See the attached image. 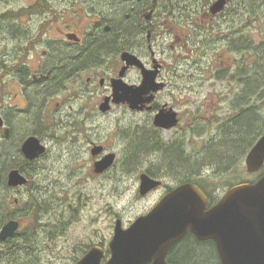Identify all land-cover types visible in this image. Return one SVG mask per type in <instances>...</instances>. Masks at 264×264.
Segmentation results:
<instances>
[{"label":"rangeland","instance_id":"obj_1","mask_svg":"<svg viewBox=\"0 0 264 264\" xmlns=\"http://www.w3.org/2000/svg\"><path fill=\"white\" fill-rule=\"evenodd\" d=\"M40 1L46 9L44 13H40L39 18L38 16L31 18L22 11L40 4ZM165 1L159 0L158 14L165 13L167 7ZM215 1L217 0H186L179 5L176 4L173 13L184 20L183 31L180 32L182 47L180 44H175V50H171L166 43L168 38L157 40L159 51L166 50L168 53L172 51V58L178 59L179 69L174 74H170L172 87L169 94L173 97L183 95L184 99H187L188 121L195 115L201 118V123L197 126L201 132L188 134V144L183 148L186 156L198 155L202 152L206 141L221 138L220 129H214L212 126L214 117L230 116L235 113L231 110L232 100H225L228 97L222 94L233 93L235 88V85L229 84V79L235 77L234 67L237 61L231 46L237 33H241L244 37L248 36L256 43L264 42V3L258 4L262 18L260 17L255 23L253 20V24H249L246 20L243 28L244 19L241 20L231 14L228 16V13H222L223 17H214L217 19L211 22L206 15L212 16L209 9ZM235 4L234 1L226 10L231 12ZM64 6L60 0H0L1 14L16 15L12 19H0V78L5 77V66L8 63L16 64L22 59L28 64H33L40 61L42 56L41 46L30 54L14 52V44L10 36L39 33L41 25L48 22L47 20H54L43 30L45 39L47 36L53 38L56 34L53 27L58 23L59 14L62 13ZM109 9L111 13L116 12L115 9L110 7ZM58 10L60 13L55 18L54 15ZM37 12L33 7L32 13ZM247 17L252 20L249 13ZM36 18H38L37 22ZM236 28L238 32L235 31ZM208 30L210 32H207ZM201 32L203 33L200 34ZM165 44L167 45L164 46ZM56 56L57 61L54 59L55 54L51 55L50 63L59 62L60 65L69 62L61 55ZM161 57L166 59L163 55ZM246 57L245 64L254 63L252 50H248ZM7 90L8 93H12V100L8 102L13 106L20 104L25 108L23 99L21 100L20 97L17 100L13 99L17 87L11 85V91L9 88ZM62 99V96L50 98L46 102L45 114L40 115L37 123L31 114L25 113L19 117L23 122L14 124L16 133L11 141V148L18 145L16 139L20 140L28 133H35L40 125L44 127L47 155L33 166L21 160L17 162L18 165L16 163L17 166L10 168H4L0 164V197L2 196L4 202V208H1L0 212L21 222V236L18 241H21L22 235L26 239L34 237L38 264H76L95 246L106 249L110 257L109 244L114 237L116 221L121 220L123 227L129 228L136 219L149 213L162 199H160L161 192L144 197L139 194L140 175L155 172L158 177H167L168 179L164 181L173 187L181 183L179 178L182 173L167 175L169 170L158 165L161 159L159 154L151 155L142 150L136 163L130 164L127 161L129 145L134 142L131 134L134 133L136 120L125 122L124 127L119 131L109 128L103 134L102 140L108 154L117 156L118 162L108 174L97 175L94 172V159L90 148L78 144L77 141L68 143L66 134H62V129L56 124L68 112L67 106H63ZM163 135L166 140L168 134ZM63 138L66 144L60 146L58 142L63 143ZM0 143H3L1 137ZM246 156L247 154L239 164L236 161L231 170L218 173V170L205 166L197 174L199 180L207 179L204 185L216 203L233 185L254 183L264 175V169L253 175L247 172ZM14 169L27 170L30 177L27 188L7 187L8 174ZM24 257L27 255L24 254ZM216 263L220 264L217 259ZM0 264H9L6 256Z\"/></svg>","mask_w":264,"mask_h":264},{"label":"flooded vegetation","instance_id":"obj_2","mask_svg":"<svg viewBox=\"0 0 264 264\" xmlns=\"http://www.w3.org/2000/svg\"><path fill=\"white\" fill-rule=\"evenodd\" d=\"M60 1L65 6L62 13L58 10V13L54 15L57 18L60 13L58 23L53 27L56 33L53 38L47 36L45 39L43 30L54 20H47L48 22L41 25L39 33L10 36L14 44V52L30 54L41 46L43 58L41 56L40 61L33 62L35 65L28 64L21 59L19 63L10 62V65L8 63L5 66V77L0 78V120L2 121L0 137L3 140L0 146L6 147L7 145V149L11 148V141L15 136L14 124H17L19 117L28 113L36 114L35 117L40 118L41 114H45L46 102L54 96H62L63 106H67L68 112L56 124L59 129H62V134H66L68 143L77 141L78 144L90 148L94 159V172L95 164L110 155L103 143V134L109 128L119 131L127 121L136 120L134 133L131 134L136 146L142 139L146 138L150 141L156 139V141L160 140L159 142L163 145H179L183 151L184 146L188 144L189 132L193 134L201 132L197 129L201 118L195 115L188 121L187 99H184L183 95L173 97L169 94L172 87L170 74H174L179 69L178 59L172 58V51L168 53L166 50L159 51L157 48V40L164 38H168L166 43L171 50H175V44L183 46L180 32L183 31L184 20L173 13V6L169 3L165 13L158 14L157 0H110L109 4V0ZM41 2L22 11L31 18L32 16L39 18L40 13H44L46 9ZM33 7L38 11L36 14L32 13ZM109 7L115 9L116 12L111 13ZM206 16L213 22L217 19L214 17H223V14L213 16V18L209 14ZM15 17V13H0V19ZM92 53L99 54V57L91 61ZM126 53L136 57L140 64L127 66V63L123 61V55ZM53 54H55V61H57L56 55H66L69 62L60 65L59 62L50 63ZM161 55L167 60L162 59ZM144 72L153 75L155 81L153 86L148 88V92L135 96L134 99L138 101L136 108L131 107L127 98H120L116 101L114 82L121 80L128 87L140 88L144 83ZM229 84L235 85L234 92L222 95L228 97L225 100L233 102L238 86L235 77L229 79ZM11 85L17 87L13 99L17 100L18 97L23 99L25 108L20 104L13 106L11 102H8L12 100V93H8L6 89L9 88L11 91ZM169 116L173 117L169 118ZM228 117L226 115L214 117L215 120L212 123L214 129H219ZM158 118H161L160 122ZM43 130L44 127L39 125L35 133H28L20 140L17 139L21 162L33 166L47 155L48 147L44 143ZM163 134H168L166 140ZM31 137L39 138L46 147L45 154L32 162L27 160L22 152L24 143ZM58 143L61 146L66 144V141L63 138V143ZM97 149L99 153L94 155L93 150ZM184 155L187 154L184 153ZM115 157L111 168L97 175L108 174L118 162V157ZM127 161L130 163L129 159ZM23 174L28 179L25 186L27 188L30 177L28 173ZM144 174L161 182L158 188L146 196L161 192V199L179 186L173 187L167 184L164 179L168 178L165 176L158 177L154 173ZM179 179H186V175H180ZM12 220L17 219L6 215L4 222L0 223V229ZM21 229L20 222V230L14 238L0 241V262L4 256L8 260L12 252L10 242L19 240ZM20 240L26 241L27 239L22 235ZM201 243H212L216 252L215 257L220 262L215 243L213 241ZM104 251L102 264H107L110 257L106 249ZM167 262L172 264L169 256Z\"/></svg>","mask_w":264,"mask_h":264},{"label":"water","instance_id":"obj_3","mask_svg":"<svg viewBox=\"0 0 264 264\" xmlns=\"http://www.w3.org/2000/svg\"><path fill=\"white\" fill-rule=\"evenodd\" d=\"M230 0H217L210 13H222ZM127 66L139 65L131 54H124ZM140 88L128 87L123 81L114 82L115 100L127 98L136 108L135 98L148 92L155 81L153 75L144 72ZM173 116H169L172 118ZM161 118H158L160 122ZM2 121L0 120V126ZM25 158L35 161L45 154L46 147L35 137L22 147ZM99 150H93L97 155ZM115 155H107L95 164V173L102 174L114 164ZM246 170L256 174L264 167V134L246 156ZM140 195L146 196L158 188L161 182L146 174L140 176ZM28 179L17 169L10 171L8 186L22 188ZM209 199L195 184L186 183L167 194L148 214L139 217L127 229L121 220L115 224L114 237L109 244L111 258L107 264H168L170 251L187 235L200 242L213 241L220 264H264V176L255 183L237 185L227 191L213 207ZM20 223L12 220L0 229V241L14 238ZM104 250L93 247L77 264H102Z\"/></svg>","mask_w":264,"mask_h":264},{"label":"trees","instance_id":"obj_4","mask_svg":"<svg viewBox=\"0 0 264 264\" xmlns=\"http://www.w3.org/2000/svg\"><path fill=\"white\" fill-rule=\"evenodd\" d=\"M183 1L186 0H166L165 3L167 5L170 3L175 9L176 4L179 5ZM232 1L236 3L233 10H230L231 12L226 10L223 13H228V16L231 14V16L239 17L241 20L244 19L242 20V23H244L243 28L246 20L249 21V24H253V20L255 23L258 22L260 17L262 18L260 5L258 4L264 3V0H231L227 9L233 3ZM158 2L159 0L156 5L159 8ZM248 13L252 20L248 19ZM229 20L231 21V18ZM235 31H237V28ZM207 32H210V30ZM231 49L236 54L237 61L234 70L235 81L238 86L236 95L233 96L235 99H233L231 109L235 113L230 115L219 127L221 138L219 140L211 139L206 141L202 152L196 156L190 154L185 156L179 145H163L159 142L160 140L142 141L147 140L145 138L139 141L138 146H136L134 141L127 155L130 164H133L138 161V156L142 150L151 155L159 154L161 159H159L158 165L168 169L170 174L182 173L186 175V179L181 180L180 185L193 183L200 187L209 197V207L213 206L214 203L216 204V202L204 185L207 179L199 180L197 178L201 168L205 166L211 167L213 170H218V173L224 170H231L236 161L239 164L243 160L264 132V42L256 43L248 36L244 37L238 32ZM248 50L253 52L254 63L245 64ZM61 56L66 58V55ZM98 57L99 54L92 53L90 60H96ZM35 116L36 114L31 117L37 123L38 118ZM19 121L23 122L18 120L17 123ZM17 162H20L17 146L15 147L14 145V148L9 149H7V145L6 147H0V164L4 168L13 167ZM163 168L162 170H164ZM21 172L28 173L27 170H22ZM1 208H4L2 196L0 197V211ZM5 217L6 214L0 212V223L4 222ZM10 243L12 252L8 258L9 264H38L37 256H35L36 241H34V237H30L26 241H11ZM24 254L27 257H24ZM215 254L212 243H201L190 235L186 236L171 250L169 261L172 264H213L215 260V264H217Z\"/></svg>","mask_w":264,"mask_h":264},{"label":"bare ground","instance_id":"obj_5","mask_svg":"<svg viewBox=\"0 0 264 264\" xmlns=\"http://www.w3.org/2000/svg\"><path fill=\"white\" fill-rule=\"evenodd\" d=\"M174 7H175V6H174ZM179 7H180V6H179ZM180 9H181V8H180ZM185 9H186V8H185ZM179 11H180V10H179ZM179 11H178V12H179ZM178 12H177V13H178ZM175 13H176V12H175ZM251 106H252V105H251ZM252 108H253V107H252ZM241 110H242V109H241ZM236 111H237V109H236ZM239 111H240V110H239ZM80 157H81V156H80ZM19 167H20V166H19ZM29 168H30V167H29ZM5 248H7V247H5ZM11 248H12V247H11ZM7 249H8V248H7ZM6 251H8V250H6ZM9 251H10V250H9ZM8 255H9V254H8ZM9 262H10V261H9Z\"/></svg>","mask_w":264,"mask_h":264}]
</instances>
